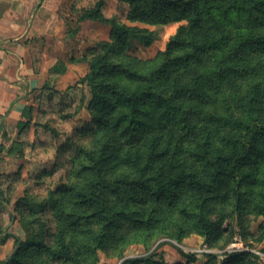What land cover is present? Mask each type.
Here are the masks:
<instances>
[{"label": "rangeland", "instance_id": "374dc122", "mask_svg": "<svg viewBox=\"0 0 264 264\" xmlns=\"http://www.w3.org/2000/svg\"><path fill=\"white\" fill-rule=\"evenodd\" d=\"M97 1L100 0H54L57 20L42 47L45 52L42 56L44 64L51 77L35 97L34 111L27 127L11 146L15 156L6 161L5 166L9 169L4 171L8 173L1 174L3 204H0V232L4 233L0 237L3 239L8 232L18 233L24 238L19 218L27 222L37 221L35 215L42 212L40 204L44 202L52 208V215L61 211L72 213L66 220L68 222H64L66 239L72 246L71 258L60 264H120L124 259L152 253L156 258H164L165 253H175L178 261L175 259L171 264L184 263L185 259L176 247L189 252L203 244L215 250L221 249L228 240L238 235L236 232L240 233L231 187L244 178L241 185V211L246 213L253 234V238L247 241L256 243L263 240L264 229L259 225L264 222V189L261 186L264 182V157L260 156L253 164L242 163L235 173L228 170L223 180L217 182L216 199L211 201V206L205 205L204 209L200 206L202 196L185 183L176 186L173 203L168 198H154L149 187L154 188L152 177L157 168L141 178L130 162L123 160L127 154L136 159L137 152L140 153L139 143L126 145L123 137L111 130L108 118L113 112L100 105L92 95L91 87L82 81L89 70L85 60L89 57L88 49L96 47L101 53L108 52L109 61L120 65L114 73L107 74L106 81L123 84L128 77L131 82L129 72L145 74L159 65L167 41L180 25L187 24V20L184 17L177 20L173 15L164 22L130 20L126 2L102 0V19L78 22L79 13ZM110 20L148 29L152 32L151 42L144 45L134 40L129 47L114 45ZM260 56L264 64V53L254 55L253 61ZM188 61V66L171 64L158 77L157 85L171 91L168 82L171 76L181 75L186 70L188 80L192 67V61ZM53 68L55 72H50ZM101 93H108L114 99L113 94L106 90H101ZM195 101H199L197 97L192 101L187 99V107ZM188 121L195 123L198 134L187 133L181 139L179 148L182 152L175 162L179 167H185L186 170L192 168L205 175L202 164L192 157L198 148L197 139L203 133L204 123L195 116L193 119L188 118ZM166 129L160 130L162 139ZM233 134L237 140L245 143L247 138L243 132L234 131ZM101 140L109 141L112 151V156L102 166V175L109 181L121 175L125 180L119 183L118 190L106 192L111 212H117L118 220L111 224L103 240L97 236L103 233L109 219H89L87 215L90 210L86 211L79 202L80 198L75 195L81 189L88 192V181L98 178L94 160L82 148L96 149ZM166 143L162 141L158 147ZM142 149L145 150V147ZM154 163L166 168L169 160L166 157ZM16 168V171L12 170ZM143 178V182L140 181ZM222 196L226 198L225 202L221 200ZM208 209L221 219L218 231L209 242L197 231L198 216ZM51 213L39 215L43 217V222L51 224ZM73 214L81 215L76 225L69 224L76 217ZM53 225L54 222L52 228ZM40 227L42 223L38 220L36 229ZM6 238H10L9 246L6 247L8 256L15 242L12 236ZM206 254H197L196 264H202ZM48 257L46 246L38 249L31 247L24 255V264H48Z\"/></svg>", "mask_w": 264, "mask_h": 264}, {"label": "trees", "instance_id": "16d2710c", "mask_svg": "<svg viewBox=\"0 0 264 264\" xmlns=\"http://www.w3.org/2000/svg\"><path fill=\"white\" fill-rule=\"evenodd\" d=\"M120 1L128 4L130 20L164 22L173 15L177 20L184 17L187 24L180 25L169 38L163 51V60L157 67L145 74L129 72L131 82L128 77L123 84L106 81L107 74L114 73L120 65L109 61L108 52L101 53L96 47L88 49L89 57L85 60L89 70L82 81L91 87L92 95L99 104L113 112L108 118L111 130L117 131L126 145L139 143L140 153L137 152L136 159L127 154L123 160L130 162L141 178L157 168L152 177L154 188L149 187L150 194L156 199L168 198L173 203L177 193L176 186L185 183L202 196L200 206L204 209L205 205L211 206V201L216 199L217 182L223 180L228 170L235 173L242 163L253 164L260 156L264 157V64L261 56L253 61L254 55L264 53V0ZM102 6L103 1L100 0L92 7L83 9L77 21L102 19ZM110 33L114 45L129 47L134 40L147 45L152 40V32L148 29L128 26L115 20H110ZM188 60L192 61L188 80L186 70L181 75L171 76L168 81L171 91L157 85L158 77L171 64L188 66ZM101 90L112 93L114 99L108 93L103 95ZM196 97L199 101L187 107V99L192 101ZM194 116L204 125L203 133L198 135V148L192 157L202 164L205 175L192 168L186 170L185 167H179L175 162L182 152L179 148L181 139L187 133L198 134L195 123L188 121V118L193 119ZM25 126V121L19 122V128ZM164 128L167 129L162 139L160 130ZM234 131L246 135L245 143L237 140ZM162 141L167 143L158 147ZM82 150L94 160L99 179L89 180V191L77 190L75 195L80 198L81 206L86 211L90 210L87 215L89 219H109L104 225L103 233L97 236L99 240H103L111 224L118 220L117 212H111L106 192L118 190L119 183L125 180L121 175L109 181L102 175V166L112 156L109 141L101 140L96 149ZM166 157L169 160L168 167L154 163L155 160ZM141 159L144 161L141 162ZM243 179H239L231 187V193L235 197L234 213L241 229L236 234L247 243L248 239L253 238V234L249 229L246 213L241 211ZM143 180L144 178L140 181ZM261 186L264 189V182ZM221 200L225 202L226 198L222 196ZM2 201L0 188V204H3ZM40 205L42 212L39 211L35 218L42 223V227L36 229L38 220L27 222L20 217L25 236L22 238L7 233L1 238L4 241L7 236H12L15 247L8 256L0 260V264H24V255L28 250L41 246H46L48 250V264L64 263L71 258L72 246L66 239L67 228L64 222H68L66 220L72 213L61 211L53 216L52 208L47 203L42 202ZM206 211L198 216L197 231L209 242L218 231L221 219L210 213L209 209ZM47 213H51V224L43 222V217L39 215ZM73 215L76 217L69 224L76 225L81 215ZM259 227L264 229V222ZM232 239L220 248H224ZM176 249L185 259L184 263L179 264H191L198 259L197 253L184 251L179 247ZM154 256L152 253L131 257L122 260L120 264H169L162 256ZM216 256V253H207L203 264H217ZM222 264L254 262L249 259L248 253L236 252Z\"/></svg>", "mask_w": 264, "mask_h": 264}, {"label": "crops", "instance_id": "0c3cea01", "mask_svg": "<svg viewBox=\"0 0 264 264\" xmlns=\"http://www.w3.org/2000/svg\"><path fill=\"white\" fill-rule=\"evenodd\" d=\"M56 20L54 0H0V188L1 174H7L4 170L9 169L6 161L15 156L11 146L27 127L35 97L51 77L42 47ZM50 72H55L54 68ZM21 121L26 122L23 128H19ZM9 239L0 240V260L6 257ZM247 243L264 247V239ZM164 250L167 251L166 246ZM175 256L165 253L164 259L171 264L178 261ZM216 258L217 264L224 261L218 255Z\"/></svg>", "mask_w": 264, "mask_h": 264}, {"label": "built area", "instance_id": "2783aa9c", "mask_svg": "<svg viewBox=\"0 0 264 264\" xmlns=\"http://www.w3.org/2000/svg\"><path fill=\"white\" fill-rule=\"evenodd\" d=\"M190 252L197 254L216 253L221 261L225 260L233 253L246 252L249 255V259L254 262V264H264V247L245 243L240 235H235V237H233L222 249L215 250L203 244L200 248Z\"/></svg>", "mask_w": 264, "mask_h": 264}]
</instances>
